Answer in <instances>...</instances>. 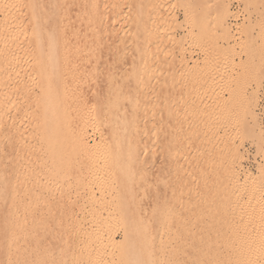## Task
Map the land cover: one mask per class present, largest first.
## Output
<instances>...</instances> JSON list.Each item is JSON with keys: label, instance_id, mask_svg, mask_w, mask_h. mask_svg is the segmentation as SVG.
<instances>
[{"label": "rangeland", "instance_id": "1", "mask_svg": "<svg viewBox=\"0 0 264 264\" xmlns=\"http://www.w3.org/2000/svg\"><path fill=\"white\" fill-rule=\"evenodd\" d=\"M93 1L95 0H37L38 7L41 3L49 5L45 13L29 14L32 16L29 18L27 11L22 10L24 18L21 23H25L24 28L28 29L35 21L43 23L40 26L41 31L47 30L51 35H58L61 31L63 6L68 3L70 7L66 6L69 7L66 10L70 11H67V15L72 14V20L74 19V22H71L69 17V23L71 22L72 26L75 24L79 29L82 27L81 30L75 27L76 32L82 31L81 25L87 20L85 15H82V10L88 8ZM49 2L51 4H48ZM97 5L102 9L103 23H112L113 26L115 24L116 30L123 29V32L117 37L119 39L110 35L109 38L113 42H110L109 35H99L100 47L106 41L111 44L117 42L118 45L117 48L109 47L111 51L108 48L111 45L109 43L102 47V52H111L112 55L108 54L105 58L106 54L103 53L105 55L102 54L103 58L99 60H107L99 62H110L106 65L99 64L100 66L97 64V75L91 82L83 85L82 92L90 96L91 90H96L104 97L108 81L105 66H110L113 71L110 76L114 81L113 90H124L122 112L125 113L126 119H134L129 120L136 121L137 124L132 130L134 133H131L133 136L138 134L136 147L134 146L136 158L133 157L137 161H133L129 152L125 151L127 147L119 153L120 155L111 152V156L102 151H92L94 154L75 151L72 146L73 139L69 138L58 139L56 151L47 149L39 129L42 105L40 100L43 89L50 83L48 72L54 67L55 71L60 69L62 58L44 57L47 54V46L43 44L45 52L39 60L30 53L33 51L30 50L31 47H28V51V48H25L27 45L22 44V49L23 46L25 49L19 53L9 73L0 71V83L6 80L11 83L13 103L15 102L13 108L0 115V176L10 172V180L16 187L19 186V198L29 206L25 216L29 217L30 222L36 221L30 225L37 226L40 222L45 226L40 227L46 230L45 232L42 229L38 231L39 226L36 227L37 232L35 225V231L32 225L30 226L34 232L32 231L33 237L27 242L25 264H38L35 261L37 253L43 258L42 264H71V253L77 246V249L83 248L82 242L85 244L87 241L90 246L94 244L91 247H96L94 240H86L83 233L85 234L86 230V233L91 232L92 227L93 230L98 228V222L95 221L97 218L99 221L101 217L108 221L105 227L101 225L103 229L100 227V235L104 236L101 239L109 236L116 240V245L122 246L125 243L124 226L118 223L117 218L136 212L148 217V223L150 220V225L144 229L146 232L153 233L161 228L158 231L162 239L159 242L155 240V251L163 264H177L178 260L179 264H183L181 261L184 262L185 251L188 247H193L185 242L196 230L194 226L191 228L188 221L185 223L189 227L184 226L187 211H192L191 202L200 197L197 196L199 189L206 188V192L209 191L208 186L201 184V187L200 183L193 182L196 176L199 177L192 171V168L197 166L195 161L198 164L201 160L200 164H203L202 159L205 156V153L202 154L203 158L199 156V142L204 144L203 138L207 135L211 138L218 133L219 136L225 134L228 139H232L228 141H233V145L237 144L238 147L235 146L243 157L241 168H246H239L240 179L244 178L247 170L255 176L258 166L264 165V155L257 152V147H264V142L256 141L257 134L264 137V0H99ZM1 16L3 12L0 10V18ZM80 16L84 17V20ZM141 23L147 28L144 29L147 34L143 32ZM43 34L45 36V33ZM122 44L124 50L118 51L119 46L123 49ZM116 52L124 53V59L118 63L110 58ZM113 63L120 73L115 71ZM43 68L48 71H42ZM119 68L124 71L121 72ZM249 111L254 114L251 116ZM253 115L257 116L255 119H258L261 125L258 127L262 129L256 128L255 120H252ZM208 126L210 128H207ZM12 127L16 129L14 132L9 131ZM92 133H86L89 145L94 144L93 139L99 142L96 147L101 145L103 141L98 140V134ZM114 140L118 146L126 145L129 136L119 133ZM205 140L208 144L207 137ZM214 141L211 142L212 151H207L212 155V159L213 154L217 158V154L222 150L224 154L228 149L227 144L223 145V149L218 147L219 150ZM61 144L63 147L59 148ZM194 144H198L196 151ZM206 156L204 161L207 160ZM119 168H125V177L120 178L116 173L120 172ZM188 170L192 171L194 176L190 177ZM114 172L118 178L111 177ZM197 179L195 181L200 182V178L198 181ZM193 183L200 187L196 189L197 186ZM192 185L195 186V198L190 194L193 191ZM202 190L199 194L203 193ZM13 198L6 196L1 199L0 218L11 214L12 206L9 205ZM189 198H192L191 202L188 201ZM208 209L211 213L212 209L217 211L214 207ZM182 216H185L183 220ZM178 221L180 224L182 222V225ZM69 227L74 229L67 231ZM40 231H43L44 236ZM72 231L78 235L72 234ZM36 234L41 238L35 237ZM74 236H77L76 240ZM133 236H137L136 233ZM158 243L162 246L159 247ZM120 246L112 247L111 244L110 247L107 244L102 250L104 249V253ZM116 251L111 252L114 254L104 253L107 254V260L110 258L106 264L118 263L115 258ZM109 255L113 256L116 262L112 263L111 257H107ZM7 262L0 254V263Z\"/></svg>", "mask_w": 264, "mask_h": 264}, {"label": "bare ground", "instance_id": "2", "mask_svg": "<svg viewBox=\"0 0 264 264\" xmlns=\"http://www.w3.org/2000/svg\"><path fill=\"white\" fill-rule=\"evenodd\" d=\"M98 2L99 0H95L89 5L88 8L82 10L84 13V14L82 13V15L83 16L85 15L84 17L87 20L85 23H82V25L80 22V25L83 26V30L77 31V32L75 31V29H79V27L77 26L78 27L77 28L76 26H74L75 24L73 26L71 25V22H74L73 21L74 19L72 20V17H73L72 14L70 13L72 17L70 15H67L68 10L66 9H68L70 5L68 3L64 5L63 6L64 12L61 15V18H62L61 19V22H62L61 31L58 35H55V34L51 35L49 34L47 30H45L46 32L41 31L40 26H42L43 23H38L35 21V23H32L29 29L24 28L25 23H21V21L24 18V16L21 14L22 10H26L28 15L29 14L40 15V14L45 13L44 11H46V7H48L49 5L41 3L40 6L38 7L37 0H0V10L3 12V16H1L0 18V71H5V73H9L10 69L15 63V60L18 59L19 53L23 49L28 48V47L29 48L31 47L30 49L31 51L33 50L30 53H32L34 56H37L38 59L40 60L42 58L43 53L45 52V50H43L42 48L43 44H46L47 54H45L44 57L54 58L56 56H60L62 58V62L60 63V66H59L60 69H57L55 71L54 70L55 67H54L52 71L48 72L50 83L48 84L47 87H45V89H43L44 93L40 100L42 102V105L40 106V117H41L40 121L41 122H40L39 129H40L42 139L45 140L46 145L48 146L47 149H50L51 151H54L55 149L56 151V148H57L56 141L60 138H66V139L69 138V139H73L72 146L74 150L78 152L85 151L87 154V152L91 153L92 151L93 152L97 151L101 153L102 151L103 153L108 152L109 155L111 156L112 153H114L115 155L116 153L119 154L123 152L125 147H127L125 151L129 152V155H131L132 158L133 157L136 158L135 156L136 154L134 155L135 153L134 146L136 144L135 141H137L138 139V138L136 139V136H138V134L137 133L136 135L134 134L135 137L131 135L132 130L134 129V126L136 124V121L135 122L131 121L134 119H131L128 117H127L128 119H126L124 115L125 113L122 112L124 111L123 110L124 109V90H120V91L113 90L114 81L110 78V76L113 74L112 73L113 71L111 70L109 64H108L109 67L105 66V68H107L105 71L106 72L105 75L106 77L108 76V81L106 82L107 85L105 87L106 95L103 97V95H101L102 93L99 94L97 93L98 91L96 90H91L92 92L90 96H87L85 92H82L83 85L84 84L86 85L88 82H91L94 76L97 75L96 74L97 69H98L97 64L98 65L101 64L99 61L105 62L107 60V59L99 60L100 58H103L102 54L105 53V51L102 52L101 50L103 49L102 47L105 46V44L107 45L109 43L106 41L107 43L104 42L105 44H101L102 47H100L99 44L101 40L98 43L99 35L103 33L106 36L109 35L108 38L110 37V35L112 37L117 38V37H120L119 34L123 32V29L121 31L116 30V28L114 27L115 24L113 26L112 23H103V20H101V14H102L101 10L102 9L98 7L97 5ZM48 4H51V2H49ZM68 5L69 7L67 8L66 6ZM77 12L75 11V13ZM149 12L151 11L149 10ZM76 15H75V18L78 19ZM31 17L32 16L29 15V18ZM69 17L71 20L70 23H69L70 21ZM82 19L81 21L84 20ZM156 22H158V20ZM140 26L142 27L143 32L146 33L145 30H147V28L145 29L143 24ZM81 29L82 27L79 30ZM43 33H45V36ZM108 38L106 37V39ZM121 40L123 39H120V41ZM123 41L122 43L124 44ZM110 42H113V41L110 40ZM22 44L24 46L27 45V47L25 46L24 48L23 46V49H22ZM123 44H122V48L124 47ZM117 45H118L117 42L116 44L112 43L110 46H108V48L109 47L117 48ZM29 48L27 49L28 51H30ZM118 48H119L118 51L124 50V48L121 49L120 46ZM109 49L107 50L106 48L108 52H109ZM108 54L112 55L111 52ZM108 54H106L105 58H107ZM110 58H111V61H114V62L117 61L118 63V61L124 59V53L122 54V53L116 52V54L114 53V56ZM110 58H108V60H110ZM104 62L101 65H106L110 61L106 62V64ZM39 64L41 63H38V65ZM114 65L113 67H115L114 69L115 71H117L116 70L117 66L116 64ZM122 68L121 69L119 68L121 72L124 69ZM41 70L48 71L47 69L45 70L44 68ZM118 73H120V71ZM10 85L11 83L8 82V80H6L4 83L3 82L0 83V115H2L3 112L7 113L10 108L14 107L15 102L13 103V98H12L13 95L11 93ZM251 111H249V113H251ZM252 113L250 114L251 116H252ZM255 118H257V116L253 115L252 120L253 121L255 120V124H256L254 125L257 126L256 127L257 129L261 128V127H258L260 125L258 123L259 120L257 119L258 120L257 121ZM207 128H210V127L208 126ZM14 130L16 129L12 127L10 128L9 131L14 132ZM88 132H93L92 135L94 133H97L99 136L98 140H100L101 142L103 141L101 145L99 144V146L96 147V145L99 142H96V139H93V142L95 145L91 142L93 145L90 144L91 145L90 146L89 141L87 140V137H86L88 135L86 133ZM259 132H260V129L258 130V133ZM119 133L120 135H123V136L124 134L129 136V141L127 142L126 145L124 144L119 145V146L116 145V140H114V138ZM223 135L220 134L219 136V133H218V134H215L211 138H209L208 135L207 136L205 135V136L207 137V140H208L207 142L209 143L213 142L214 140L216 141V142L214 141V143H216L217 146L213 143L216 148L218 147L222 148L223 145L225 146L228 144L227 146L228 149L226 151L224 150L225 151L224 154L222 153L223 152L222 150L221 153H219L221 155L217 154V158H216L214 157V154H213V159H212L211 158L212 155H210V152H207L209 150L212 151L211 150L212 143L207 144L205 140L206 137H205L202 139L205 142L204 144H200L199 142L198 151L199 150L201 151V152L199 151V154L201 155H199L198 152L197 154L201 158L203 157L205 158L207 154L206 156L207 160L205 159L206 161H204L203 160L204 158L202 159V163L204 165L200 164L201 160H199L200 161V163H198L199 166L197 164V161H195L196 162L195 165L197 166L193 165L194 166L193 168L192 166L190 167L192 168V171L194 173L196 172L199 176L197 177L196 176L197 174H196L195 179L193 178L194 179L193 182L200 183V186L201 184L202 186H208L209 191L206 192L207 189L204 187H203L204 188L203 190L199 189L200 192L202 190L203 193L199 194L200 192H198L197 196L200 195V197L198 198V200L199 199L200 200L198 201L196 199L195 201L194 199L193 201L194 203H193L190 200L193 197L195 198V196H193V194L195 195L194 187L197 185L194 183L193 184L195 186L192 185L193 191L190 192V194L192 193V198L191 199L189 198L188 200L192 203V209H191L192 211L190 212L189 210L190 213L187 211L188 214L186 218L188 220H186L185 218L186 221L184 220V223L188 221L187 223L190 224L191 228L192 226H194L196 227V230L193 231L191 229L193 232L192 233L190 232L191 234L189 233L190 236L188 234L189 239L186 240L187 242L185 243L186 244L189 243L191 244L190 246L193 245V247H190V248L188 247L189 249L187 248V250L185 251V256L183 257L185 258L184 262L181 261V263L183 264H264V165L261 164L258 166V169H257L258 175L254 173L257 175V177L256 175L254 176L253 173L248 172L250 170H247L245 174L242 173L244 174V178L240 179L239 178L240 177L239 168L242 170L246 169V168L245 169L241 168L242 167L241 159L243 157L241 153L239 152L238 148H236L237 144H235L236 146L233 145L234 144L233 141H231L232 143L228 141L232 139H228L226 135H225L226 137ZM257 135L256 136L258 137V139L256 141L259 142L260 140H262L264 142V137H262L259 134ZM200 136L203 137L202 135ZM194 145H196L194 149L196 151L198 144H194ZM207 145H210V147H208ZM58 147L62 148L63 144H61ZM218 149L220 150V148ZM257 150L259 154L261 153L262 155H264V147H257ZM108 153L106 154L108 155ZM203 153H205V156L202 157ZM131 156H130V159H132ZM134 158H133V161L136 160ZM136 165L137 164L135 163V166ZM206 165H209V166H206ZM124 169L125 168L123 169L119 168L120 172H116L119 174L120 178L121 177L123 178L126 176ZM190 170H188L187 172H190L191 174L192 171ZM117 171H118V168H117ZM116 173L114 172L113 175L111 174L112 175L111 177L116 176L115 178H118ZM10 174H11L10 172L8 174L3 173L0 176V202H1V199L6 198V196L14 197L12 200V203L9 205V207L12 206V208H10L11 214L9 216L4 215L0 218V254H2V256L8 261L6 264H25L26 263V260H24L25 255H26L25 253L28 250L27 242H29L28 240L30 237H33L32 236L33 232L35 230L37 232L36 227L39 226L40 228L43 223L40 224V222H38L39 225L37 224V226L36 224H34L36 229L33 228L34 225L31 224L32 229L33 230L35 229L34 231L31 230L30 223H35L36 221L30 222L31 220L30 219L28 220L29 217L25 216L29 208L28 203L24 202L21 198H19L20 188H18L19 186L16 187L14 183L12 182V180H10L11 178ZM192 176L194 175L191 174L190 177ZM199 178H200V182H196L195 180L197 179L198 181ZM110 180L113 181V179H110ZM110 180H107V182ZM192 186L190 188H192ZM200 186L198 185L196 189H198V187ZM196 194H197V191H196ZM212 206L214 207V209L217 208V211L216 210L214 211L212 209V213L211 211L209 212L208 208L211 209L213 208ZM141 214L136 212L130 216L125 215L119 218L116 217L118 219V223L124 226V232H125L124 242L125 243L122 246H120L121 244L116 245L115 244L116 240H114V238L112 237L107 236L109 238L106 237L107 238V239L105 238L106 240L101 239V238H104V236L100 235V232H101L100 230L103 229L101 225L105 227V224L108 221L104 220L105 217L104 218L101 217L103 219L99 218V221L97 218V220L95 221L96 219V216H95L94 221L95 223L96 222L99 223V225L97 223L98 228L96 229L94 228L93 230V227H92L91 232L86 233L87 231L86 230L84 231L85 234L83 233V235L85 238H87L86 240H89V239L94 240V243H96L95 244L96 247L95 248L91 247L94 244L90 246V244H88L87 241L84 244V242H82L83 240H81L82 242L81 246H83V248L81 247L82 249L81 248L77 249L79 248V246H77L75 251L71 253L72 255L70 259L72 261L70 263L77 264L81 261L82 264H106L110 258L107 260L105 257V255L107 254L104 255V253L110 252L109 254H114L111 252L112 251L115 252L118 248L119 251L118 252L116 251L117 254H115L117 255V257L115 256V258L118 260L117 264L119 263L120 264H163L159 256H156V251H155V249L157 250L156 241L159 242L160 239H162L160 238L161 235L158 231L161 228L159 229L157 228L158 230H155L153 233L146 232V230L144 229L146 228L147 225H150V220L148 223L147 222L148 217H144L145 215L144 214L141 215ZM184 217L182 216L181 220H183ZM106 218H107V215H106ZM180 225H182V222ZM184 226L189 227L188 224ZM42 227H45V226H42ZM39 228H38V231L42 229V228L40 229ZM76 228L78 229L76 232H78L79 231L78 224ZM72 229L69 227V229L68 230L66 229V230L70 231ZM43 231H40L42 232V236H44ZM73 231H72V234H74ZM135 233L137 236L134 237L133 234ZM182 234L184 235V233ZM74 235H78V233ZM64 236L67 237L66 234ZM35 237H37L38 239L41 238V236L38 237L37 234ZM75 237L77 236H74V238ZM37 238L36 240H38ZM111 238L114 240V243ZM78 239L79 238H77V241H79ZM66 240L67 238H65V241ZM107 244L110 247H111V244H112V247L113 246H120V247H117V248L114 247L116 248L115 250L114 249L111 250L112 249L111 248L110 251L108 252L104 251L103 253L104 249L102 250V248L105 247V245ZM159 244L161 243H158L157 245ZM76 245H73V246H76ZM160 246L162 245H159V247ZM159 251L160 250H158V252ZM107 257H111V255ZM116 259L113 260V256H112L111 257L112 263L113 261L116 262ZM42 260L43 258L39 256V254L37 253L35 261H37L38 264H42ZM81 262L79 264H81ZM178 262H180V260H178ZM178 262L176 263L179 264Z\"/></svg>", "mask_w": 264, "mask_h": 264}]
</instances>
